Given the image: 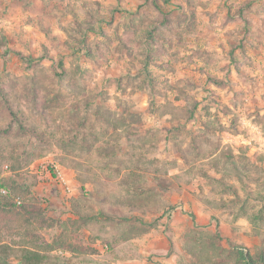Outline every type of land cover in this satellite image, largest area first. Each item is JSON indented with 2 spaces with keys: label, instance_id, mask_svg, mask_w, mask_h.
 Wrapping results in <instances>:
<instances>
[{
  "label": "rangeland",
  "instance_id": "obj_1",
  "mask_svg": "<svg viewBox=\"0 0 264 264\" xmlns=\"http://www.w3.org/2000/svg\"><path fill=\"white\" fill-rule=\"evenodd\" d=\"M0 194V264H264V0H0Z\"/></svg>",
  "mask_w": 264,
  "mask_h": 264
},
{
  "label": "trees",
  "instance_id": "obj_2",
  "mask_svg": "<svg viewBox=\"0 0 264 264\" xmlns=\"http://www.w3.org/2000/svg\"><path fill=\"white\" fill-rule=\"evenodd\" d=\"M228 14H229V11H228ZM0 201H2L1 194H0ZM242 256L246 264L252 263V259L249 257L248 254L246 255L243 254ZM44 258H45L44 254H39L36 251H26V253L24 254V260L26 264H38L42 262Z\"/></svg>",
  "mask_w": 264,
  "mask_h": 264
}]
</instances>
